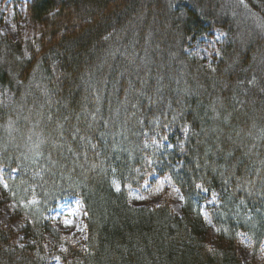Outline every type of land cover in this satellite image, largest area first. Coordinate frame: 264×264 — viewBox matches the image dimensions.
<instances>
[{
    "label": "trees",
    "instance_id": "1",
    "mask_svg": "<svg viewBox=\"0 0 264 264\" xmlns=\"http://www.w3.org/2000/svg\"><path fill=\"white\" fill-rule=\"evenodd\" d=\"M27 1L25 37L12 41L0 32V168L6 174L17 168L19 178L9 183L10 193L18 204L19 196L25 203L34 199L37 212L18 209L12 217L24 221L18 231L0 221V264H51L55 257L62 264H259L254 258L242 260L236 237L239 231L248 234L257 255L264 242V174H258L259 188L251 193L240 189L236 199L227 192L230 202L222 186L238 180V171L264 172V71L256 66V59H264V41L253 21L230 11L223 15L227 10L209 0ZM254 1L264 27V0ZM214 28L227 34L216 47L218 59L198 65L185 51L187 44ZM246 30L249 38H243ZM144 59L148 63L141 69ZM169 67H181L184 85L169 76ZM36 80L47 85L48 98ZM178 90L183 92L179 103L167 106ZM210 109L217 112L215 123ZM106 112L125 123L154 114L173 118L176 132L185 137L178 150L172 146L159 157L161 172H155L182 195L181 215L170 209L167 196L159 206L134 208L125 191L113 190L112 178L121 184L132 181L142 165L133 135L128 143L134 148L127 153L111 139L108 125L102 127ZM203 128H216L223 141L215 144ZM243 131L252 133V144L237 138ZM30 132L39 135L37 146L42 140L47 144L46 153L44 146L38 151L40 160L18 158ZM32 171L41 172L29 183L32 190L18 188ZM200 190L218 193L224 215L234 200L240 201L249 230L219 216L221 230L212 239L194 211ZM70 195L85 212L86 236L77 245L42 218L52 203Z\"/></svg>",
    "mask_w": 264,
    "mask_h": 264
},
{
    "label": "rangeland",
    "instance_id": "2",
    "mask_svg": "<svg viewBox=\"0 0 264 264\" xmlns=\"http://www.w3.org/2000/svg\"><path fill=\"white\" fill-rule=\"evenodd\" d=\"M212 1V3H217L219 5L220 10H227L224 12H221L223 15L227 14L229 11L235 15L239 14L244 18V15H247L249 19L253 21L254 30L256 33L263 39L264 41V27L261 24V21L259 20V16H256L254 12L255 7H259V4L251 0L249 2V5H252L250 7L246 0H209ZM216 1V2H215ZM27 0H0V32L2 35L6 36L12 41H17L20 38L25 37V22L24 19V12ZM176 2V1H175ZM169 4H172V1L169 2ZM168 5V3H167ZM169 7V6H168ZM170 8V7H169ZM229 9V10H228ZM253 11V12H252ZM244 14V15H243ZM258 15V14H257ZM243 38H249L251 36V33L249 30L244 31ZM227 38V34L221 29V28H214L206 30L205 33L199 34L196 39L191 41L187 44V52L188 56H192V59L197 61L198 65L201 64H211L212 60L214 58L218 59V52L217 46L220 44V42ZM48 43L49 41H45ZM158 59H155L157 61ZM147 59L142 61L141 69L143 67L147 66ZM143 66V67H142ZM256 66L259 69H262L264 71V59L259 60L256 59ZM155 68V65L151 70ZM164 72V69L162 70ZM169 76H172V78L175 76L179 79V81L184 85L185 78H187L184 71L179 67L178 69H173L169 67L168 70ZM174 81V79H173ZM35 83L37 84L38 88L46 94L47 98L50 96V91L47 90V85L44 83H41L39 80H36ZM163 84V83H162ZM177 84V83H176ZM35 87V90L38 89ZM181 90V89H180ZM180 90L174 91L171 95L173 100L167 105V106H174L179 103L178 95L179 97L182 96ZM3 93L0 94V101L1 96ZM37 100H42L38 97ZM8 103V101H6ZM12 103H8V107L13 108ZM135 108L136 107H132ZM169 108V107H166ZM171 108V107H170ZM163 113H167L163 107H161ZM133 111V110H132ZM138 111V110H136ZM135 111V112H136ZM211 114L214 115L213 122L215 123L217 121V112L215 113L212 109L209 110ZM172 114V111L169 112ZM107 120H104V118H101V124H104L102 127L107 130H111L113 133L114 141H116L117 147L121 149V147L126 148V152L128 148H134L135 153H139L140 155V164L142 165L141 169L134 170L132 173L133 180H125L123 181V189L126 193V188L128 186L133 187H139V183L141 180H143V183L141 184V188L139 189H132L127 188V194H128V202L129 204L134 207H142V206H159V202L164 198V196H167V200L170 204V209L177 215H181L182 208H183V197L180 194V192L169 182V179L165 176L158 175L155 171L161 172L160 167V158L164 157L165 152H171L172 146L174 150H178L182 145V138L185 137L181 132H176V127H174L175 123L173 122V118H170L167 115L168 119H158L155 114L152 116L150 120L142 119L141 117H130L129 121L131 123H125L127 120L121 117L117 116H110L109 113H107ZM140 114V113H139ZM141 115V114H140ZM174 115V114H173ZM116 120V121H115ZM110 122V123H109ZM99 123V122H98ZM121 123H125L123 126H121ZM108 125V127H107ZM119 125V126H118ZM134 127L138 129V132L136 135L133 134L130 127ZM102 127L96 126V129H102ZM126 129L130 133V138L128 139L126 136V133L124 131ZM211 131H209V130ZM203 128L202 130L206 133H208L209 136L212 135V142L215 144L218 143V141H223V138H221L220 133L216 128ZM186 131V130H185ZM192 138H193V133ZM190 134V135H191ZM132 135L135 137L136 145H129L128 141L132 142ZM243 137V143L246 141L249 143H253L252 141V133H245L243 131L242 134L238 135L237 138ZM39 135L35 132H30L26 134V143L22 148V155H20L18 158L24 159V156H30L32 158H38L40 160L41 154L40 148L43 147L46 153L47 144L42 140L39 145L37 138ZM224 137V136H223ZM140 139V140H139ZM34 140V145H32ZM170 142V143H169ZM234 145H237L238 147H244L245 145L238 140H232ZM231 144V142H228ZM46 147V148H45ZM253 147V146H252ZM252 147H249L248 149H252ZM82 150V148H81ZM136 159L138 158L137 155ZM131 161H133L132 156L130 157ZM153 163V167L152 166ZM33 163H31L32 166ZM29 165V164H28ZM3 169V168H0ZM5 170V169H4ZM41 172H35L32 171L29 178L22 183H17V187L20 188L23 185L26 186V192L29 190H32V187H30V184L32 181H37L40 177ZM48 173V172H47ZM50 174V173H48ZM114 174V173H113ZM229 174V172H228ZM238 174L240 175L239 179L236 180L235 178H232V181L229 182L228 180L225 181L226 184H222L224 187L223 189V195L224 200H228V202L231 201V198H227V192L228 194L232 195L233 198H236L235 193L240 192V189H244L247 192H250L252 188L258 189L259 186L257 185V176L258 174H264V172L256 171L255 169H251L250 171H238ZM130 176V175H129ZM128 177V176H127ZM125 177V178H127ZM19 174L17 172V168L12 170L9 174H6L2 171H0V221L2 223L10 224L16 231L20 230L21 227L24 225V221L22 219H14V215H16V212L18 209L23 208L25 212L30 213V210L36 211V206L33 204L34 199H30L27 203L20 201L21 196L18 197V202L16 201V198L13 197L14 194L10 193V187L9 183L15 182L18 180ZM110 180V179H109ZM231 180V178L229 179ZM110 184L115 192L119 191V187L121 186V182L115 180L114 178L111 179ZM243 187V188H242ZM17 188V189H18ZM198 188H200L198 186ZM195 189V187H194ZM264 191V190H263ZM10 193V194H9ZM216 191L212 190L211 192L207 193L205 190H200L198 192L199 198L195 202V209L194 211L198 212L199 215L203 218L206 227L209 229L211 238L214 239L217 233H220L221 228L217 225V220L220 216L221 220L229 219L233 222L232 226H239L240 229L246 228L249 230V226L245 225L247 220L245 218L246 215L243 216L240 209L243 208L240 206V201L234 200L233 208L230 211H227L224 215L219 212L222 209V201L221 197L218 199ZM251 193V192H250ZM218 194V193H217ZM4 195L9 197V200L7 201V198L4 199ZM67 196L70 198H65L59 202L51 204L49 210L43 214L42 218L46 219V216L48 219L52 222L54 228L59 231L60 236L64 240H70L73 245H77L81 243L82 240L85 239L86 232H85V213L80 205V202L78 201V198L76 196ZM237 199V198H236ZM220 200V201H219ZM249 206L256 208L257 203H248ZM55 206V207H54ZM251 209V208H249ZM251 211V210H250ZM256 213H259L258 211H255ZM34 213V212H33ZM35 214V213H34ZM218 217V218H217ZM216 219V221H215ZM30 220V218H28ZM236 220H240L241 222H235ZM251 222L250 220H248ZM237 244L239 245L238 252L244 262H249L252 258L253 260H256L259 264H264V242L261 244L259 248H257L258 252L257 255H255V244L251 240L248 234L244 232H238L237 233ZM49 242H51V237H48ZM51 264H62V262L57 258H53L51 260Z\"/></svg>",
    "mask_w": 264,
    "mask_h": 264
}]
</instances>
